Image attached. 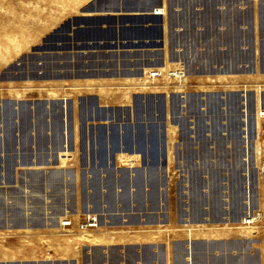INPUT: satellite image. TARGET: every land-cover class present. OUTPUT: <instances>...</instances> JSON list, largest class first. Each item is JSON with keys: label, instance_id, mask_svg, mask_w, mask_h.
Segmentation results:
<instances>
[{"label": "rangeland", "instance_id": "rangeland-1", "mask_svg": "<svg viewBox=\"0 0 264 264\" xmlns=\"http://www.w3.org/2000/svg\"><path fill=\"white\" fill-rule=\"evenodd\" d=\"M174 1L233 11L234 73L108 52L158 0H0V264H264V0Z\"/></svg>", "mask_w": 264, "mask_h": 264}, {"label": "crops", "instance_id": "crops-1", "mask_svg": "<svg viewBox=\"0 0 264 264\" xmlns=\"http://www.w3.org/2000/svg\"><path fill=\"white\" fill-rule=\"evenodd\" d=\"M164 2L166 13L156 12L158 4H155L149 14L124 12L114 15L119 16L118 24L113 27L119 35L113 40L114 44L109 42L108 52L118 48V52L125 53L128 58L133 55L134 59L126 61L128 65L151 68L181 62L191 70L193 66L198 68L200 74L208 69L214 71L210 75L234 73L232 71L239 67L234 55L240 49L233 11L209 12L201 10L203 6L200 5L174 4V0ZM124 33L131 34V38L124 37ZM251 50L247 52L253 57L255 51ZM247 64L248 71L251 67L253 72L254 58Z\"/></svg>", "mask_w": 264, "mask_h": 264}, {"label": "built area", "instance_id": "built-area-1", "mask_svg": "<svg viewBox=\"0 0 264 264\" xmlns=\"http://www.w3.org/2000/svg\"><path fill=\"white\" fill-rule=\"evenodd\" d=\"M160 77H168L169 79H175L178 81H183L185 78V72L184 69H174V70H154L149 72V78L150 79H156ZM262 117H264V111H261L260 114ZM252 217V220L250 218ZM252 221V223H248V220ZM264 220V215L262 213H256V214H248L247 217L244 219V223L251 225L254 223L262 222ZM98 223V218L96 216H88L86 221L83 223V229L96 227ZM71 221L65 222V225H70Z\"/></svg>", "mask_w": 264, "mask_h": 264}, {"label": "bare ground", "instance_id": "bare-ground-1", "mask_svg": "<svg viewBox=\"0 0 264 264\" xmlns=\"http://www.w3.org/2000/svg\"><path fill=\"white\" fill-rule=\"evenodd\" d=\"M116 8H118V10L117 9H115V8H113L112 10H110L111 12H107L106 11V13L105 14H113L114 12L116 13V14H123L124 12H138V13H144V12H147L148 13V11H149V9L147 10V11H144V10H140V9H119V7L118 6H115ZM86 9H89V10H86V11H89L88 13H90V14H97V13H101L100 11H98L99 9H101V8H99L98 6H97V4L96 3H94L93 2V4L92 5H90L88 8H86ZM155 10L158 12V13H165V7L164 8H161V7H156L155 8ZM94 11H96V12H94ZM93 12V13H92ZM133 14V13H132ZM136 14V13H135ZM149 14V13H148ZM151 14V13H150ZM259 114H261V112H260V110H259ZM247 144H250V139H248V141L246 142ZM68 154H66V156H67ZM63 157H65V156H63ZM122 158V157H121ZM250 180V179H249ZM250 184V183H249ZM249 199V201L247 202V204H248V206H249V209H252V202H251V200H250V198H248ZM91 216V215H90ZM100 216V215H99ZM248 218H250V217H248ZM243 220V219H242ZM248 220V219H247ZM250 220H252V217L250 218ZM250 220H248L247 222L248 223H252V221H250ZM246 223V222H245ZM249 232V231H248ZM189 257V259L190 260H192V257L191 256H188Z\"/></svg>", "mask_w": 264, "mask_h": 264}, {"label": "water", "instance_id": "water-1", "mask_svg": "<svg viewBox=\"0 0 264 264\" xmlns=\"http://www.w3.org/2000/svg\"><path fill=\"white\" fill-rule=\"evenodd\" d=\"M159 2H157L156 4H158V5H160V4H162V2H163V0H158ZM153 6H155L154 4L151 6V8L150 9H152L153 8ZM113 8L112 7H109L108 8V12H111L110 10H112ZM115 9H117L118 10V8H115ZM86 10H89V9H86ZM98 11H100V12H103L102 11V9H99ZM89 12V11H88ZM94 12H96V11H94ZM93 13V12H92Z\"/></svg>", "mask_w": 264, "mask_h": 264}]
</instances>
